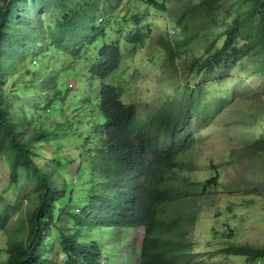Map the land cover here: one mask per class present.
<instances>
[{"label": "rangeland", "instance_id": "1", "mask_svg": "<svg viewBox=\"0 0 264 264\" xmlns=\"http://www.w3.org/2000/svg\"><path fill=\"white\" fill-rule=\"evenodd\" d=\"M16 1L14 29L3 42L0 86L11 116L26 124V137L47 131L46 138L33 147L37 163L50 170L53 157L68 156L70 161L74 154L76 166L85 161V183L90 184L87 169L90 161L96 165L97 158H90L88 135L92 129L97 131L92 105L96 106L93 100L100 80L94 78L89 91L85 82L95 51L88 37L106 40L94 29L100 27L104 36L115 37L120 46L119 72L124 76L106 82L119 83L124 103H135L143 117L161 110L191 111L186 113L183 129L193 131L195 140L182 154L183 168L171 181L188 192L177 207L194 215L185 228V239L196 255L193 264H264V259L250 261L244 254L227 251L232 244L264 246V18L255 11L253 0ZM4 2L0 0V8ZM82 8L91 10L92 19L83 23L77 18L69 26L76 32L65 30L66 19L72 13L81 17ZM135 8L142 9L140 22L131 20ZM235 25L239 26L233 41L225 49L228 31ZM134 39L139 42H130ZM130 43L133 47L128 50L125 45ZM81 47H85L80 50L84 55L78 58L72 53ZM216 53H221L217 60L201 67ZM199 119L205 122L198 124ZM75 168L63 169L70 183ZM94 174L97 192L96 166ZM210 177L213 185H190ZM73 189L79 196L80 182ZM30 191L26 178L11 185L7 155L1 148L0 264L8 260L6 249L21 218L34 208ZM91 198L86 192V201L78 207L74 201L66 203L65 210L89 208ZM5 208L9 215L3 221ZM62 222L70 228L75 221L67 214ZM142 233L141 229L103 230L107 241H101L102 257H110L113 264H133L134 244L141 243ZM49 256L64 254L57 246Z\"/></svg>", "mask_w": 264, "mask_h": 264}, {"label": "trees", "instance_id": "2", "mask_svg": "<svg viewBox=\"0 0 264 264\" xmlns=\"http://www.w3.org/2000/svg\"><path fill=\"white\" fill-rule=\"evenodd\" d=\"M253 2L255 11L264 18V0ZM16 4V0H5L0 8V79L3 70V42L10 38V32L14 29L11 24L15 21L13 14ZM161 6L157 9H161ZM81 11V17L72 13V17L66 19L65 30L76 32V28L69 26L77 18L83 23L92 19L91 10L82 8ZM141 11V8H135L131 20L139 21L138 14ZM238 26L235 25L228 31L225 49L230 47ZM94 29L99 30V35L106 40L102 42L97 40L98 36L93 35L88 37L89 47L95 50L91 54L94 63L87 67L88 80L85 83L88 91L91 90L94 78L100 80L93 100L96 101V106L92 105V116L96 108L98 117L97 131L95 135L91 128L88 135L89 152L92 154L90 158H97L96 165L90 161L87 169L90 184L85 183V161L80 160L76 166L74 154L70 161L68 156L63 160L53 157L50 170L37 163L33 147L37 141L46 138L47 131L42 129L32 137H26L23 131L26 124L22 125V120L17 116H11L10 105L3 101L0 86V149L3 148L7 155L10 183L17 185L26 178L31 185L29 196L34 198V208L25 218H21V224L11 235L6 249L9 254L6 264H113L110 257H102L101 241H107L102 231L110 229L119 233L123 229L143 231L140 244L135 243L139 240V235L133 237V264H193L196 255L185 239V228L188 219L192 216V222L194 215L185 214L177 207L178 202L188 196V192L179 190L171 181V177L177 176L178 170L183 168L182 154L191 148L195 140L193 131L183 129L188 122L186 113L191 111L161 110L152 117H143L135 103H124L120 97L119 83L115 85L106 82L110 77L124 76L119 72L120 46L114 41L115 37L104 36L102 28ZM71 34V38L78 42V38H74L75 33ZM130 42L138 43L139 40ZM125 47L129 50L133 45L130 43ZM84 48L81 47L72 54L82 58L84 54H80V50ZM171 53L174 55L175 51L172 50ZM220 54L210 56L201 67L217 60ZM83 81L82 75L81 83ZM80 91L82 95V89ZM196 122L200 124L205 120L199 119ZM93 148L94 151L91 152ZM71 165L79 171L78 174L74 172L75 169L71 172L72 183L63 171L65 167L68 170ZM95 166L99 175L97 192L94 189ZM77 182H80L81 188L79 196L73 189ZM214 182V178L210 177L203 182L191 181L190 185L205 188ZM69 185L71 194L68 193ZM86 192L92 196L90 206L76 208V212L80 210L78 218L73 207L65 210L66 203L74 201L78 203V207L83 200L86 201ZM67 214L75 221L73 225L70 223V228L62 222ZM8 215L9 211L5 208L2 220L5 221ZM127 233L123 236L126 237ZM57 246L64 257L49 256ZM227 251L244 254L250 261L264 259V246L232 244Z\"/></svg>", "mask_w": 264, "mask_h": 264}, {"label": "clouds", "instance_id": "3", "mask_svg": "<svg viewBox=\"0 0 264 264\" xmlns=\"http://www.w3.org/2000/svg\"><path fill=\"white\" fill-rule=\"evenodd\" d=\"M106 239H104L103 241H105ZM104 258V257H103ZM105 259V258H104Z\"/></svg>", "mask_w": 264, "mask_h": 264}]
</instances>
